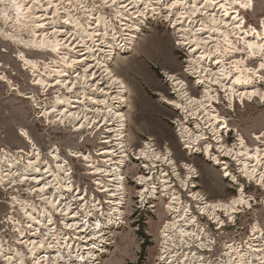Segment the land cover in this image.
<instances>
[{
  "label": "bare ground",
  "instance_id": "obj_1",
  "mask_svg": "<svg viewBox=\"0 0 264 264\" xmlns=\"http://www.w3.org/2000/svg\"><path fill=\"white\" fill-rule=\"evenodd\" d=\"M86 1L0 0V35L21 48L18 56L25 70L34 78L32 85L41 87L45 97L54 92V100L50 104L45 102L47 99H40L41 103L37 104L38 98L28 97L37 104L41 118L63 127L73 126L74 133L87 131L91 138L100 134V143L106 144L96 151L94 157L80 152L70 156L87 163L94 185L99 193L104 194L103 201L89 198L88 194L84 196L81 191L71 195L73 173L67 170L66 162L59 163L58 149L50 153L49 166L42 169L43 154L37 146L29 154L24 155V151L19 150L20 153L9 155L6 152L2 155L1 161L6 163L0 174L3 186L12 185L9 189L16 191L15 187L22 184L38 183L28 192L33 201L20 202L19 194L10 200L11 211L7 221L14 235H10L13 243L7 245L4 243L7 236L1 238L6 230H0V257L4 264H97L98 251L104 252L102 247L110 238L111 226L122 225L118 219L124 214L123 204H126L128 196L126 175L123 174L130 155L124 144L128 120L120 109L128 103L127 86L109 68V63L115 51L132 50L137 33L142 31L136 27H141V19L140 24L137 23L147 11L149 14L143 18L146 20L150 16L161 15V10L168 12L167 20L176 16L173 26L181 40L177 45L186 48L191 57L185 71L196 78L198 85L206 88L201 98H194L187 91L186 82L173 74L166 75L174 84L173 94L176 96L167 102L184 113L179 132L185 148L191 152L209 135L211 144L207 141L204 145L207 157L214 165L221 166L224 176L228 172L227 165L219 158L228 157L242 176L264 189V150L259 147L251 150L242 136L237 144H223L219 135L229 129V121L221 116L215 105L221 103L219 92L224 93L222 98L232 108L238 102L255 98L264 100V89L260 88L263 80L260 72H264V19L260 29L249 26L244 30L246 19L242 17L243 12L253 11L254 0H170L165 5L161 2V10L144 7L145 2L146 5L153 3L151 0ZM154 3L158 5L159 1ZM114 21L120 23V28L113 27L111 23ZM25 49L41 51L45 56L50 53L49 62L33 61L27 57ZM242 53L251 59L260 58L257 70L249 69L244 59L234 58L227 63L228 56ZM0 80L7 82L8 79L0 73ZM12 90L20 93L19 88L12 87ZM190 119L197 120L198 124L189 128ZM21 135L27 143L35 145L27 132ZM255 138L260 141L262 136ZM212 145L218 148L216 157L209 153ZM150 147L146 143L139 150V156L148 160L150 153L156 158ZM184 165L190 169V165ZM193 170L195 175L196 169ZM33 172L38 176L32 175ZM193 177V173L188 174V179ZM138 180L143 184L139 191L142 196L148 197L157 190L171 191L167 206L170 218L161 232L164 246L158 259L167 260L166 264H183L194 259L195 264H213L207 262L208 257L203 254L185 253L192 245L200 251L208 249V246L204 232L193 227L194 219L188 216L189 210L179 206L182 193L171 190L165 180L158 185L147 183V178L141 175ZM180 183L183 188L189 186L185 179L181 178ZM239 191L237 198L228 202L208 201L200 211L215 221L221 212L233 220L244 208L252 207V201L243 189ZM199 194L191 191L190 197L199 201ZM15 210L21 219L13 215ZM217 210L221 211L216 213ZM115 221L117 225L113 224ZM258 228L255 226L256 233L250 237L251 242L254 239L261 242V230ZM250 249L258 253L251 255L247 252ZM226 250L229 262L233 254L240 252L232 243ZM238 257L246 259L245 264H252L254 258L259 260L257 264H264V242L257 247H246Z\"/></svg>",
  "mask_w": 264,
  "mask_h": 264
},
{
  "label": "rangeland",
  "instance_id": "obj_2",
  "mask_svg": "<svg viewBox=\"0 0 264 264\" xmlns=\"http://www.w3.org/2000/svg\"><path fill=\"white\" fill-rule=\"evenodd\" d=\"M151 1L153 3L148 2V5L145 2L144 7H151V10H161L159 8L161 2H165L162 4L165 5L170 0ZM154 1H159V4L155 5ZM86 2L91 3L88 0ZM254 3L252 12H243L242 14V17L246 19L244 30L248 29L249 26L260 29L264 19V0H254ZM147 12L139 18V22L137 21V25H139L141 19V27H136L142 31H138L132 50L124 52L123 49L122 53L115 51L109 63V68L127 86L126 98L128 103L120 109L128 120L124 129V144L127 146L128 152H138V154V150L143 149L146 143L153 144L159 151L169 152L177 165L188 164L190 167L193 166L192 170L196 169L197 172L195 175L196 183H193L195 184L193 186L208 201H231L237 198L239 190L242 188L246 197L254 198V200L252 199L251 209L244 208L237 215V227L240 229L238 231L234 229L232 233L240 234V236L247 235L249 233L247 224L252 226L256 220L264 224V189L242 176L243 174L232 160L226 157L219 158L223 164L227 165L229 172H226V176H224L223 173L225 172L221 166L214 165L211 159L206 156V152L201 151L202 148L196 147V155L188 154L189 151L184 149L185 142L182 141L183 138L179 132L180 121H182L184 113L167 102L172 101L176 96L173 94L174 84L166 75L173 74L186 82L187 91L194 98H201L206 88L204 85H198L196 78L185 71L187 62L191 57L186 48L179 46L181 40L179 41V34L173 26L176 16H170L167 20L168 12L161 10V15L150 16L147 20L143 19L149 14ZM111 24H114L113 27L120 28V23L117 21ZM19 50H21L20 47L12 42H7L5 37L0 35V73L8 79L7 82L0 80V153L3 150L2 153L8 152L7 154L11 155L20 153V150L24 151L23 154L25 155L37 146L43 154L40 165V169H42V167L49 166L50 153L58 149L62 156L59 153V163L68 161L74 170L75 190L77 187H81L83 193L85 187L88 186L90 195L94 194L97 196L96 199H102L103 195L98 194L93 187L92 178L88 175L87 163L69 156L70 153L87 154L89 152L94 157L96 151L104 148V144L100 143V134L95 136L94 132V137L91 138L87 131L74 133L73 126L63 127L41 118L42 113L36 106L46 99L45 102H52L54 92H49L48 97H45L41 87L32 85L34 78L28 70H25L22 59L18 56ZM25 53L33 61L45 60L49 62L50 56L48 54L50 53L45 56V53L34 49L26 50ZM109 56L107 57L109 58ZM233 56V58L240 60L244 59L243 61L247 63L249 69H258L260 58L251 59L246 53ZM260 74L263 77L260 88L263 90L264 72H260ZM99 77L101 78V75ZM99 77L98 80H100ZM12 87L19 88L20 93L12 90ZM219 94L221 103L215 105L221 116L229 121L227 123L229 129L225 131L229 138L225 144L228 146L237 144L240 136H242L245 145H248L251 150L256 147L264 150V100L255 98L251 101L238 102L232 108L230 103L222 98L225 96L224 93L219 92ZM29 96L38 98L37 104L29 100ZM188 122L192 125L197 123L195 119H190ZM22 132L28 133V137L35 144L34 146L26 142L20 134ZM256 136H262L260 141L256 140ZM51 149L53 150L50 151ZM252 153L254 154L255 151ZM4 154H0V160ZM213 154L216 157L218 152L214 150ZM128 163L124 170L128 178L126 181L128 196L123 226L118 229L115 226L110 228V238L102 247L104 252L98 251L97 264H156L160 230L167 221L165 208L167 203L159 195L158 201L154 203V208L140 210L137 207L136 192L139 186L134 181L137 179V174H140V164L133 160ZM159 171L160 169H158L157 174ZM34 174L38 176L33 172L32 175ZM180 175L184 179L187 173L182 171ZM18 183L20 182L18 181ZM36 186L38 183L22 184L20 187H15L16 191L9 189L11 185L10 187L9 185L8 187L0 186V230H6L1 238L4 239L7 236L8 240L4 241L7 245L13 243L10 235H14L12 227L7 221L11 211L10 200L12 196L19 194L20 202L24 200L33 201V197L28 192ZM71 195H74L73 192ZM15 211L16 213L13 215H18L21 219L20 213ZM232 233L230 235H233ZM0 264H4L1 257Z\"/></svg>",
  "mask_w": 264,
  "mask_h": 264
},
{
  "label": "built area",
  "instance_id": "obj_3",
  "mask_svg": "<svg viewBox=\"0 0 264 264\" xmlns=\"http://www.w3.org/2000/svg\"><path fill=\"white\" fill-rule=\"evenodd\" d=\"M197 124H198V121H197ZM187 125H189V128H191L196 124H193V125L187 124ZM219 136L220 137L222 136L221 140H222L223 144H225V142L228 140L227 138H229L228 134H226L225 132L223 133V135L220 134ZM210 140L211 139H209V135H207V139H205L204 141H201L197 145H195L194 149L191 152L189 151L188 154L192 153V154L196 155V152H197L196 147H200V148H202L201 149L202 152L203 151L206 152L204 145L207 141L210 142ZM210 144H211V142H210ZM150 145H151L150 149L154 150V152L157 155L156 158H154V156L149 153L150 157L147 160V159L140 157L138 152L137 153H133V152L131 153L129 151L128 154L130 155V160L125 162L126 165H128L129 164L128 162L131 163L133 160L136 163L140 164L139 165L140 174H137L138 175L137 179L134 181V183L139 186L138 191L136 192L137 193V195H136L137 207L140 210L154 208V203H156V201H158L157 197L160 195L163 199L166 200L165 202L167 203L165 208H166V213H167L166 216H167V220H168L170 218V216H169L170 214L167 210V206H168L169 201H170V197L168 196V194L171 191L164 193L161 190H157L155 193H152L148 197L142 196L139 193V191L142 188L143 184L138 179L141 175V176H144L145 178H147V180H148L147 183L155 182L156 185H158L159 183L161 184L162 181H164V180L167 181L166 184L170 185L171 190H175V191L182 193V202L179 206L182 208L186 207L185 210H189L188 216L194 219L193 227L195 228V230H198L199 232L203 231L205 236L207 237L206 238V240H207L206 246H208V249L200 251V250H197V248L193 247V245H192V246L188 247V249L186 250L185 253H190L189 255H194L196 253H197V255L203 254L205 257H208L206 259L207 262L211 261L213 264H228V263H230V264H240V263L245 264L246 259L242 260L241 257H238V256L240 255V252H242L246 247H250L252 245H253V247H257L258 244L264 242V224L260 223V221H258V220H256V222L253 223L252 226L250 224H247L246 227H247L249 233L247 235L240 236V234L237 235L235 233L234 234L232 233L234 231V229L236 231H238L240 229L239 227H237V225H238L237 224V221H238L237 215H239L240 213L236 214V216L233 220H230L224 212H221L220 215L218 216V220H216V221L212 217H209L208 215L203 214L200 211V208L207 206L208 200L204 197V195H202L201 193L199 194V192H197V190L193 186V185H195L193 183H196V176H195L196 174L194 175L195 170H192V167H190V169H189L185 165H182V166L177 165V163L170 156L169 152L163 153V152L159 151L153 144H150ZM105 146H106V144H104V147ZM230 146H232V145H230ZM101 149H103V148H100V150ZM184 149H186L185 145H184ZM52 150L53 149H51L50 151H52ZM186 150L188 151V149H186ZM214 150L216 152H218V148H216L214 145H212L210 147L209 153L212 154V152ZM2 151L0 154H4V153L6 154V152L2 153ZM58 152L60 153V156H61V152L60 151H58ZM69 156H71V153L69 154ZM226 158H228V157H226ZM228 159H230V158H228ZM62 160H65V159H62ZM66 164H68L67 169L71 170V172L73 173V177H74V170L71 167V165H69L70 163L67 161ZM4 168H6V163H4L0 160V174H1V169H4ZM158 169H160V171L157 174ZM182 171L184 173H187V175H185L184 179L188 181V185L190 184V186H186V188H183L181 183H180V180L182 178L180 173ZM192 173H193L194 177L192 178V180H190V179H188V174H192ZM88 175H90V174H88ZM123 175H126V174L124 173ZM127 179L128 178L126 177L125 178L126 188H127V185H126ZM189 181H190V183H189ZM74 184H75V179L73 181V186H72L71 191H73V194H76V193L80 192L82 189H81V187H77V190H75ZM8 185L9 184H5V186H7V187H8ZM0 186L3 187L1 182H0ZM93 187L95 188V190L98 194H101L98 192L97 187L94 185V181H93ZM191 191H196L197 195L198 194L200 195L199 201H195L193 198L190 197ZM82 194H84V196H86L88 194L90 198H94V197L97 198V196H95L94 194L90 195V191H89L88 186L85 187L84 192ZM101 195L104 196V194H101ZM249 199H251V201H252V199L254 200V198H250V197H249ZM98 200L103 201L104 198L102 197V199L99 198ZM104 203H105V201H104ZM125 205L126 204L124 203L123 204L124 214H123L122 218L118 219V222L120 224H123V219H124V215H125ZM105 206H106V204H105ZM251 208L252 207H250V209ZM218 211H221V210H217L216 213ZM103 218L106 220L105 216ZM220 222H223L224 224L219 225L218 223H220ZM166 223H167V221L165 222V224ZM113 224L117 225V222L115 221V223H113ZM165 224L163 225L162 229L160 230V234H159L160 243H159V247H158L159 250H158V257L156 259V264H166V262H167V260H165L163 262L162 259H158L159 253H163L162 248L164 245L162 244L163 240H162V233L161 232L164 229ZM122 226L123 225H119V226L117 225L115 228L118 229ZM255 226L259 227L258 229L261 230V238H260L261 242L260 243L257 241L258 239H254L255 240L254 242H251L249 240L250 237L253 236L254 233H256L255 229H254ZM112 227L113 226H111V229H112ZM245 228H244V230H245ZM230 233H232L233 235H230ZM211 241H213V243H210ZM231 243L233 245H235V247L237 249H239L240 252L237 255L233 254L232 259H231L232 261L229 262V259L225 256V254L227 252L226 249L228 248V245H230ZM247 252H249L251 255L258 253L257 251H252L251 249H250V251H247ZM182 253H183V250L180 252V254L182 255ZM195 260L196 259H194V261ZM194 261L188 262V263H183V264H195ZM258 261H259L258 259L254 258L252 264H257ZM259 264H263V263H259Z\"/></svg>",
  "mask_w": 264,
  "mask_h": 264
},
{
  "label": "flooded vegetation",
  "instance_id": "obj_4",
  "mask_svg": "<svg viewBox=\"0 0 264 264\" xmlns=\"http://www.w3.org/2000/svg\"><path fill=\"white\" fill-rule=\"evenodd\" d=\"M246 24V23H245ZM245 24H244V26H245ZM234 56H228L227 57V63L229 64L230 62H232L233 61V58ZM230 61V62H229Z\"/></svg>",
  "mask_w": 264,
  "mask_h": 264
}]
</instances>
